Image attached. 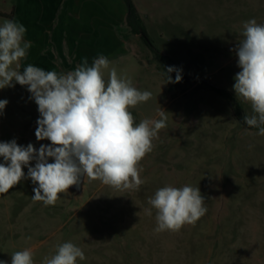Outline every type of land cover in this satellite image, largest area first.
Returning a JSON list of instances; mask_svg holds the SVG:
<instances>
[{"label":"rangeland","instance_id":"rangeland-1","mask_svg":"<svg viewBox=\"0 0 264 264\" xmlns=\"http://www.w3.org/2000/svg\"><path fill=\"white\" fill-rule=\"evenodd\" d=\"M133 1L145 37L182 75L166 83L155 53L127 24L117 29L122 48L117 45L115 54L105 49L119 75L152 93L129 108L134 123L166 112V127L138 164L143 184L117 189L86 177L79 203L65 192L54 206H44L32 200L37 185L22 179L0 194V261L11 264L13 253L31 249L34 264H42L58 245L71 242L85 255L76 264H264V136L244 123L254 113L233 88L243 25L251 19L264 24V0ZM14 2L0 0V26L11 20ZM33 50L20 61L21 72L29 64L48 66L47 53H55L50 46L41 54ZM13 84L0 89V100L8 101L0 112V142L15 139L37 150L50 145L36 138L40 113L27 86ZM23 171L27 177L28 168ZM185 185L199 187L207 212L179 231H155L149 198L162 187Z\"/></svg>","mask_w":264,"mask_h":264},{"label":"clouds","instance_id":"clouds-1","mask_svg":"<svg viewBox=\"0 0 264 264\" xmlns=\"http://www.w3.org/2000/svg\"><path fill=\"white\" fill-rule=\"evenodd\" d=\"M26 31L15 19L0 26V89L13 87V81L27 86L40 113L36 138L51 144L37 150L31 143L20 146L15 139L0 142L4 161L0 163V194L25 178L37 185L32 200L44 206H54L60 194L76 185L81 176L117 189H138L143 184L138 164L153 150L152 141L159 130L166 127V112H159L160 119L135 124L129 108L147 102L152 93L134 87L131 79L119 75L103 55L94 58L91 65L85 58L66 74L31 64L21 72L20 61L32 47V42L24 39ZM241 36L235 48L241 71L234 77L233 88L238 98L250 103L254 113L245 115L244 123L258 128L257 134L264 136V24L255 19L245 22ZM174 71L175 81L169 75ZM164 75L166 83L182 80L181 70L175 67H167ZM7 103L0 100V112ZM49 158L54 162L49 163ZM33 160L34 167L30 165ZM23 167L28 168L27 177ZM204 201L199 187L158 189L148 200L156 210L155 231H179L184 224H195L207 212ZM148 213L152 214L151 209ZM77 259L84 260V252L65 242L42 264H76ZM11 264H34L33 252L24 249L13 253Z\"/></svg>","mask_w":264,"mask_h":264},{"label":"crops","instance_id":"crops-1","mask_svg":"<svg viewBox=\"0 0 264 264\" xmlns=\"http://www.w3.org/2000/svg\"><path fill=\"white\" fill-rule=\"evenodd\" d=\"M126 17L124 0H15L11 13V20L26 27L24 39L32 42L33 51L54 49L43 68L57 73L74 71L85 58L91 65L107 55L106 48L115 54V47L125 44L117 29H126Z\"/></svg>","mask_w":264,"mask_h":264},{"label":"trees","instance_id":"trees-1","mask_svg":"<svg viewBox=\"0 0 264 264\" xmlns=\"http://www.w3.org/2000/svg\"><path fill=\"white\" fill-rule=\"evenodd\" d=\"M126 7H127V17H126V22L128 27L130 28L131 32L137 35H140L141 38L144 40V42L151 48V50L155 53V56L157 58V60L159 61V63L162 65V67L164 68V70L166 71L167 67H174L172 61L164 56L163 54H161L160 51H158L155 47H153L151 45V43L147 40V38L145 37V33L142 29L141 26V18L137 12V9L135 7V5L133 4L132 0H124ZM176 72H172L169 75L172 77V79H175L176 77ZM215 92L223 95V96H228V93L226 91H224L221 88H218L216 86H210Z\"/></svg>","mask_w":264,"mask_h":264},{"label":"water","instance_id":"water-1","mask_svg":"<svg viewBox=\"0 0 264 264\" xmlns=\"http://www.w3.org/2000/svg\"><path fill=\"white\" fill-rule=\"evenodd\" d=\"M86 186V177L81 176L78 183L68 189V193L72 195V202L79 203L84 196Z\"/></svg>","mask_w":264,"mask_h":264}]
</instances>
